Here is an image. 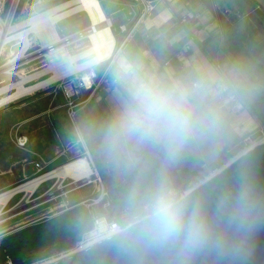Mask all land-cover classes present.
I'll return each instance as SVG.
<instances>
[{
	"label": "crops",
	"instance_id": "1",
	"mask_svg": "<svg viewBox=\"0 0 264 264\" xmlns=\"http://www.w3.org/2000/svg\"><path fill=\"white\" fill-rule=\"evenodd\" d=\"M99 3L101 7L103 3L112 8L105 12L102 7L105 16L109 15L106 17L112 33L111 17L124 13L118 23L117 36H114L117 44L121 41L119 27L129 24L131 0H99ZM239 15L245 14L232 0L157 1L151 16L114 56L109 67L111 86L100 90L88 106L91 110L85 109L80 114L82 132H79L90 158L93 155L120 158L126 144H121V140L117 143L110 141L108 129L124 106L132 101L136 89L144 84L163 90L177 87L191 90V106L216 111L222 119L221 124L233 133L236 142L258 132L261 124L248 100L241 95L238 69L228 59L225 50L226 32L240 35L239 28L233 27L229 16ZM24 19L25 15L16 17L18 23L13 33H17L12 47L23 44L20 36L25 33H37ZM226 25L228 31L224 29ZM194 83L197 87L193 86ZM62 105L61 98L47 92L19 107L1 110L0 139L10 140L13 144L11 152L8 149L0 152L1 162L19 166L18 172L28 179L34 174L31 162L38 160L37 157L43 160L47 170L80 156V145ZM5 116L13 117V124L3 123ZM20 137L27 141L25 149L16 145V139Z\"/></svg>",
	"mask_w": 264,
	"mask_h": 264
},
{
	"label": "water",
	"instance_id": "2",
	"mask_svg": "<svg viewBox=\"0 0 264 264\" xmlns=\"http://www.w3.org/2000/svg\"><path fill=\"white\" fill-rule=\"evenodd\" d=\"M251 1L259 6L254 14L264 15V0ZM235 4L243 11L248 10L245 0H235ZM225 41L230 60L249 79L255 76L264 82V64L262 68L257 66L250 40L244 42L226 32ZM42 52L40 49L35 54L40 56ZM165 144L163 139L152 142L139 138L132 155L135 159L155 155L171 187L179 194L184 193L186 184ZM209 168L214 172L209 178L175 201L183 210L186 223L193 214L202 221L203 230L196 238L191 237L187 226L169 233L148 215L115 235L47 264H264V142L250 147L225 166L211 163ZM70 187H66L68 191L72 190ZM42 196L34 202L40 203ZM106 202L102 200L95 209L100 215L114 219L111 210L103 209ZM13 209L1 215L0 222L20 213Z\"/></svg>",
	"mask_w": 264,
	"mask_h": 264
},
{
	"label": "rangeland",
	"instance_id": "3",
	"mask_svg": "<svg viewBox=\"0 0 264 264\" xmlns=\"http://www.w3.org/2000/svg\"><path fill=\"white\" fill-rule=\"evenodd\" d=\"M13 0H6L5 1V8L2 15H9L8 12L10 10V7L12 5ZM18 9H16L15 12V19L11 25L14 29L17 27L18 21L16 20L17 15H25L24 21L28 24V27L37 33H32L26 35V40L28 44L27 49L24 52L25 59L18 60V57L20 56L24 44H20L19 46L12 47L15 44L14 36L17 32L13 33L14 29L10 32H6L4 36L6 37L7 44L4 47V52L2 59L0 61V72L3 78H0V89H4L5 87H8L13 82L17 81V78L22 77H30L33 76L39 72H42L45 70L48 66V60L44 57L45 51L42 52V55L37 56L35 53L42 49L43 45L47 42L49 38V35H51V31L48 30L46 27L42 28L36 27L32 28L29 21L34 20V18L38 17L42 13L46 12L47 10L53 8L56 5H59L64 2V0H19ZM24 7V8H23ZM102 7L104 8L105 12H108L109 10H112V8L109 5H105L102 3ZM124 13L120 12L116 16L111 17L112 24H113V35L117 36L118 33V23H120V19L123 17ZM109 16V15H106ZM246 18L245 15H239L237 16H229V20H231L233 27L239 28L238 32L240 34H247L248 30H250V38L252 41L255 40H262L261 36L258 35L257 29H255L252 25L246 24ZM89 26V21L87 16L84 13H80L78 15H74L70 18H67L56 25V31L58 33V36L64 40L65 37L74 34L75 32L79 30H84ZM229 26H224L225 31H228ZM232 28V27H230ZM83 32V31H82ZM81 32V33H82ZM23 40V36H20ZM48 37V38H47ZM70 44L66 41V51L71 57H76L77 55H80L82 52H84L88 47L89 43L86 39H77L76 34L70 38ZM64 44V43H62ZM13 52V53H12ZM228 55V54H227ZM228 59H231L229 55L227 56ZM92 60V58H86L82 60H78L76 65H82L88 61ZM232 63H234L232 61ZM236 65V63H234ZM103 63L98 65H92V67H95V71L101 72L104 68ZM91 68V67H90ZM87 68V69H90ZM62 72L64 71L61 70ZM6 72H10L15 74L17 77H11L5 75ZM72 73H76V71H73ZM239 77H241V81L243 82V77L240 71H238ZM71 74V73H70ZM69 74V75H70ZM52 75L48 74L45 77H43L41 80H45L50 78ZM68 76V75H66ZM66 76H62L55 82L44 86L41 89H38L37 91L27 95L23 96L21 98H17L11 101V103L4 104L0 107V111L3 109H13L16 107L21 106V104L30 101L34 99L36 96H39L43 93L50 92L53 95L56 94V98H62L61 92L58 90L59 85L61 84L63 78ZM238 79V77H237ZM36 84V81H30L26 84L27 87L32 86ZM242 88L247 89L251 95L252 91L255 93H260L261 88L257 86H252L247 83H243ZM254 89V90H253ZM12 93L14 94L15 91H7L6 94L0 97V99H3L5 97L11 96ZM89 106V105H88ZM86 107L84 110L89 111L91 110V107ZM249 106L252 110V112L257 116L261 117L264 115V111L259 110L257 106L252 103H249ZM81 110L79 111L76 123L79 128V130L82 132L80 128V114L82 113ZM262 118V117H261ZM3 123L5 124H13V117L7 118L6 116L2 118ZM217 119V118H216ZM9 120V121H8ZM71 126V125H70ZM220 127L227 132V128L225 124H220ZM72 128V127H71ZM192 135L194 137L195 141V148L192 151V154L198 159V164L201 168L200 175L198 177L192 178L191 183L186 185V191H189L202 183L204 180L209 178L213 171L210 170L209 164L216 163L219 167L225 166L227 163L232 161L234 158L238 157L240 154H242L244 151H246L251 146H254L255 144L264 141V134H261L259 132H255L253 135H251V143H248L246 145L242 144L241 142H236L234 137H226L228 135L227 133L222 134L221 136L216 137H205L200 127H193ZM225 139V140H224ZM226 139H229V143L232 144L230 147V150L226 151L225 143ZM86 140V139H85ZM152 142H159L157 140L150 139ZM6 146V147H5ZM12 142L10 140H5L4 138L0 139V152L3 151V149H8L11 152L12 150ZM137 148H134L132 144H126V146L123 148L121 154L125 155L124 158L122 157V162L127 163L129 166L131 165V161L135 160V157L132 155V152L136 150ZM7 152V151H6ZM231 155V157H229ZM129 158L131 160H129ZM9 160H13V158H8ZM88 159V158H87ZM91 159V158H90ZM3 158L0 157V193L4 192L8 189H11L16 186H20L24 184L27 180L33 179V176L25 180L21 173L18 172L17 165L13 163H3L1 162ZM89 160V159H88ZM90 161V160H89ZM116 161L112 158H101V157H95L92 156V159L90 162H92V169L99 175L100 181L98 182V191H96L95 185H88L86 187H81L78 190L75 191H68L63 196H57L53 200L46 201V202H34L37 198L40 196L46 194L49 192L56 184V181L51 180L41 185V187L30 197V201L32 202V206H34L36 203L37 206H35L33 209H29V211H25L20 214H16L8 219H5L0 222V239L8 235L16 230H18L20 227L24 225H33L35 223H38L39 221L49 219L53 217L54 214H59L62 210L69 209L71 205L73 204H80L82 201L88 200V199H94L96 197H99L101 195L102 187H103V179H109L110 181H117L121 178V176L124 174V172L129 168H124L123 165L116 163ZM69 162V161H68ZM135 164V161L132 162ZM56 166L53 165L49 167L47 170H50ZM45 170V171H47ZM3 173V174H1ZM70 181L66 180L63 185L67 187L70 185ZM104 188V187H103ZM105 190V189H104ZM184 193H180L179 196H177V199L180 198V195H183ZM24 195L19 194L15 198H13L6 206L1 207L0 213L5 214L8 211H10L13 207L15 208L18 206L21 201L23 200ZM175 201V200H172ZM19 203V204H18ZM30 207V206H29ZM25 210V209H24ZM61 255H66V253H62L56 256L51 257L47 260H35L33 264H42L43 262L52 261L55 259H58L61 257ZM40 254H33L32 258L39 257ZM8 264V263H7Z\"/></svg>",
	"mask_w": 264,
	"mask_h": 264
},
{
	"label": "trees",
	"instance_id": "4",
	"mask_svg": "<svg viewBox=\"0 0 264 264\" xmlns=\"http://www.w3.org/2000/svg\"><path fill=\"white\" fill-rule=\"evenodd\" d=\"M67 0H64V2ZM235 3V0H232ZM255 5L252 2V6ZM239 10L246 14L250 11ZM234 34L233 32H230ZM243 99L253 96L260 99L259 103L264 107V99L261 95H251L246 90L241 93ZM195 115V127H200L205 137L221 136L233 137V133L227 129L224 131L220 122L222 119L216 111L211 108L197 107L192 105ZM264 111V109H262ZM218 117V119H215ZM262 117V118H261ZM257 117L261 126H264V115ZM220 119V120H219ZM139 138L121 139V144H132L136 148ZM225 140V139H224ZM225 150H230L232 144L229 139L224 141ZM166 150L171 157L182 181L187 185L192 178L198 177L202 171L198 159L192 154L195 141L192 133L182 143L178 150L170 148L168 142ZM118 158V164L128 168L117 181L103 179V187L110 202V210L114 218L122 224L127 225L145 216L150 215V208L159 197L170 199L168 193L172 189L159 159L153 154H146L141 159L133 160L129 166ZM231 157V155L229 156ZM129 160H131L129 158ZM55 169V168H53ZM52 170V169H51ZM179 193L176 194V198ZM171 200V199H170ZM93 226V218L89 210L80 204L70 206L68 210H62L58 215L28 225L16 230L0 239V264H33L35 260H47L53 256L70 251L79 238ZM40 254L32 258L33 254Z\"/></svg>",
	"mask_w": 264,
	"mask_h": 264
},
{
	"label": "bare ground",
	"instance_id": "5",
	"mask_svg": "<svg viewBox=\"0 0 264 264\" xmlns=\"http://www.w3.org/2000/svg\"><path fill=\"white\" fill-rule=\"evenodd\" d=\"M6 1V0H1ZM19 0H13L10 7L9 19L5 24L2 38L6 32L13 30L14 26L9 25L11 15L15 14L16 9H18ZM24 8V7H23ZM2 10L0 9V12ZM84 13L89 21V26L83 30L82 33L76 34L77 39H86L89 43V47L76 57H71L66 51V41L58 36L56 31V25L63 20L70 18L74 15ZM32 28L36 27H46L51 31V38L43 45L42 49L45 51L44 57L48 60L49 66L33 76L17 78V81L13 82L8 87L0 89V97L6 94L7 91L14 90L15 93L11 96L0 99V107L4 104L11 103L12 100L27 96L38 89L47 86L62 76L73 74V71L79 72L81 70H86L92 67V65H98L109 60L114 52L116 41L111 30V25L108 18L105 16L103 9L99 3V0H67L59 5L42 13L34 20L29 21ZM0 25L1 22H0ZM26 33L23 35V50L18 57V60L25 59L23 55L29 43L26 40ZM6 38V37H5ZM48 38V37H47ZM71 40L67 42L70 44ZM64 43V44H62ZM92 58V60L82 64L76 65L78 60ZM64 71L62 72L61 70ZM0 72V76L3 78ZM51 74L52 76L48 79L41 80L46 75ZM5 75L11 77H17L15 74L6 72ZM30 81H36V84L27 87L26 84ZM264 142V141H262ZM261 143V142H259ZM91 161V160H90ZM85 157H77L69 162L61 165L41 176L35 177L33 179L27 180L24 184L20 186L13 187L4 192L0 193V208L6 206L13 198L19 194H23L24 198L21 203L16 206L13 211L19 210L20 213L29 211L33 209L36 204L32 207L30 206V197L41 187L42 184L54 180L56 181L55 186L42 197L41 202H48L53 200L57 196H63L68 192L69 188H66L63 183L69 180L71 191L78 190L81 187H86L88 185H95L96 191H98V182L100 181L99 175L96 171L92 169V162H90ZM214 173V172H213ZM187 193L184 192V194ZM25 209V210H24ZM1 210V209H0ZM18 213V214H20ZM3 215L0 213V216ZM43 262L42 264H47Z\"/></svg>",
	"mask_w": 264,
	"mask_h": 264
},
{
	"label": "clouds",
	"instance_id": "6",
	"mask_svg": "<svg viewBox=\"0 0 264 264\" xmlns=\"http://www.w3.org/2000/svg\"><path fill=\"white\" fill-rule=\"evenodd\" d=\"M192 91L187 88L163 90L140 85L116 120L109 126L108 139L113 143L123 138L166 140L170 148L178 150L191 134L195 115L191 106ZM152 221L169 233L188 227L196 238L203 223L196 214L186 223L184 212L168 198H157L150 208Z\"/></svg>",
	"mask_w": 264,
	"mask_h": 264
},
{
	"label": "built area",
	"instance_id": "7",
	"mask_svg": "<svg viewBox=\"0 0 264 264\" xmlns=\"http://www.w3.org/2000/svg\"><path fill=\"white\" fill-rule=\"evenodd\" d=\"M157 1H162V0H156V1L131 0V4H132L131 11L128 14L129 24L127 26L119 27L121 41L115 45L112 57L103 63L105 64L103 70L101 72L95 71L94 68L97 66L91 67L90 69L81 70L79 72L70 74L65 78H63L61 84L59 85L58 90L61 92L63 98L62 108L64 109L68 123L71 125L74 131V134L78 141V145H80L81 148V154L78 157H85L91 160L89 156V152L81 138L79 128L76 123V118L79 111L84 110L100 90H102L104 87L108 88L111 86L112 82L109 78V67L113 62L114 56L125 47V45L129 42L135 31L143 23V21L151 16V14L155 9V4ZM182 1H187V0H182ZM4 8H5V2L0 0V9L2 10L0 12V22L2 24L0 25V61L3 56L4 47L7 44L5 36L2 38V33L4 26L8 22L10 16V15H5V16L2 15L4 12ZM258 9L259 6H257L256 4L252 6V12H255ZM14 18L15 15H11L9 25H12ZM82 31L83 30L78 31L70 36H74L75 34H80ZM70 36H67L64 39H67ZM0 78L2 77L0 76ZM193 86L197 87V83H194ZM258 132L264 134V126H261L258 129ZM26 143L27 141L23 137L16 139V145L20 149H25ZM241 143L244 145L251 143V135L245 137L241 141ZM37 158L38 160L31 162V166L34 170V177L41 176L44 173L50 171V170L44 171L45 168H44L43 160L40 159L39 157ZM176 194L178 193L173 188L168 193L171 200L177 201L178 199L176 198ZM181 196L182 195H180V197ZM104 199H106L107 202L103 205V209L108 211L110 210V202L107 198V193L103 187H102L101 195L99 197H96L94 199H88L80 203V205L85 206L91 213L93 218V226L91 230L84 233L79 238V240L76 242V244L70 251L65 252L66 254L82 249L101 239L115 235L116 233L123 231L124 228L128 225V224L127 225L122 224L120 221H118L115 218L109 219L107 216H103L98 213L95 207L99 203H101L102 200Z\"/></svg>",
	"mask_w": 264,
	"mask_h": 264
},
{
	"label": "flooded vegetation",
	"instance_id": "8",
	"mask_svg": "<svg viewBox=\"0 0 264 264\" xmlns=\"http://www.w3.org/2000/svg\"><path fill=\"white\" fill-rule=\"evenodd\" d=\"M246 3L248 4V9H250V11L248 13L245 14L244 19H246V24L252 25L255 29H257L258 31V35L261 36L262 40H255L252 41L250 38V30H248L247 34H240L236 36L238 38H240L242 41H246V40H250L251 46H252V53L254 54L256 61H257V66L259 68H262V64H264V15H255L254 12H252V1L251 0H245ZM236 67L238 69V71L241 72L242 77H243V82L241 81V77L238 76L239 80V84H240V91L241 93L245 90V88H242V84L243 83H247L249 85L252 86H257L259 88H261V92L260 93H255L254 91H252V94L254 93V95H261L262 99H264V82H262L261 80H259L257 77L252 76L251 79H249L244 72L240 69V67L236 64ZM254 90V89H253ZM249 103H252V105L254 104L255 106H257V108H259V110L262 111V109H264V107H262V104L259 103V100L254 99L253 96H250L248 99ZM137 148V147H136Z\"/></svg>",
	"mask_w": 264,
	"mask_h": 264
}]
</instances>
